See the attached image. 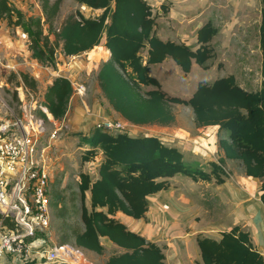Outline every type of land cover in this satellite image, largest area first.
<instances>
[{"label":"trees","instance_id":"trees-1","mask_svg":"<svg viewBox=\"0 0 264 264\" xmlns=\"http://www.w3.org/2000/svg\"><path fill=\"white\" fill-rule=\"evenodd\" d=\"M35 1L41 16H27L24 23V11L17 0H0V23L6 21L16 29L24 25L32 62L55 70L58 53L73 57L103 46L109 56L98 68V88L123 121L136 126L167 127L175 122L170 106L182 105L191 110L197 127L218 128V145L224 154L218 163L209 162V170L205 171L188 165L176 147L155 135L103 132L94 127L88 132H72L86 146L82 163L96 162L99 155L102 159L96 179L92 176L93 168L77 176V192L70 200L79 228L65 224L68 208L60 192L56 188L51 191L50 183V209L54 217L62 220L58 245L70 243L103 255L102 239H106L121 253L110 255L105 264H166L162 247L131 232L115 215L119 212L135 220L143 218L148 198L168 190L170 179L177 175L223 183L224 159L239 162L246 177L259 180V199L264 206V0H259L257 26L260 88L247 91L237 84L235 76L228 75L210 84L198 83L189 99L168 96L150 76V66L170 58L184 75L190 73L193 61L208 69V63L216 57L213 40L219 33L213 22L207 21L198 29L193 49L156 36L158 16L145 0H73L79 7L100 10L101 14L92 17L78 10L58 27L54 23L63 0ZM142 51L146 52L145 60ZM10 75L18 79V86L22 84L36 92V82L28 74ZM72 94L70 81L55 77L41 104L54 121H61ZM14 98L17 99L16 94ZM36 115L47 121L40 110ZM196 244L200 263L194 264H264L249 231L240 225L221 232L219 238L198 235Z\"/></svg>","mask_w":264,"mask_h":264},{"label":"crops","instance_id":"crops-1","mask_svg":"<svg viewBox=\"0 0 264 264\" xmlns=\"http://www.w3.org/2000/svg\"><path fill=\"white\" fill-rule=\"evenodd\" d=\"M20 1H18L19 7L24 11L23 4ZM145 1L158 16L155 34L162 41L183 43L195 49L198 29L207 21H211L215 25L214 18L216 16L214 14L216 11L218 12L217 6L216 4L214 6L212 4V6H209L211 7L210 9L208 5L207 7L205 6V0ZM161 6L165 8L164 11L161 9ZM259 18L260 16L258 17L257 26ZM18 31L19 29L15 30L16 38L8 34L6 36L0 35V40L4 42L0 46V65L8 73L28 74L36 82V90L39 88L38 82H42L45 85L42 87V95H44L46 88L51 85L55 77L62 76L68 78L70 81L81 82L80 76H90V73L93 71L97 74L100 62H104L109 56V51L103 46H98L91 51L73 57H65L61 53H58L55 70L35 66L30 62L31 54L25 43L18 39ZM217 36L213 40V45L218 41ZM214 41L216 42L214 43ZM1 50L4 51L1 52ZM106 51L108 54H105ZM258 52L261 63L259 44ZM142 56L145 60L146 52ZM166 61L167 59L163 62ZM11 67L13 70L9 69ZM28 68L31 70L29 71ZM47 73L50 77L44 84V77L47 76ZM95 87L99 98L93 96L86 105L85 100L71 97L65 117L61 121H54L50 116L47 122L53 125L55 123L56 125H68V123L76 121L80 123L82 121V124L79 125L85 129L87 128V130H74L73 132H88L100 118L122 120L103 98L97 84ZM259 88L260 84L256 90ZM174 116L175 122L170 127L166 129L160 128L157 135H149H155L165 144L176 147L188 165L202 168L205 171L209 170V162L218 163V160L224 158L223 151L218 145L220 135L217 127H197L194 123L191 110L190 119L193 128H185L181 124L179 117L175 114ZM167 130L171 131L168 137L160 135L162 131ZM131 135L135 134L131 133ZM101 159L102 157L99 155L96 162L85 163L93 165L91 167H93L92 176L94 179L97 178L96 170ZM235 165L240 164L235 160L224 159L223 169L225 167L232 168ZM239 167L242 169L241 165ZM225 190L229 194H224ZM234 190L226 180L221 184H217L214 180H192L188 177L177 175L170 179V188L168 190L158 192L148 198V209L143 218L135 220L119 212L115 215V218L123 223L131 232L141 236L147 242L162 247L166 264L200 263L196 237L203 235L219 238L221 232L235 225L247 228L254 245L264 257V206L259 199L260 182L257 179L245 176L240 185V191L234 192ZM230 195L231 199L237 197L238 202L243 201V203L235 201L237 204H242V206L237 205L232 212L234 215L231 216V225H224L219 218L217 202L219 199H224L225 196L229 198ZM229 205L231 204L227 206ZM211 231H215L216 235L210 234ZM207 233L208 235H206ZM102 244L105 247L104 254L106 252H110V254L103 256L104 254L97 255L87 252L93 264L99 257H103L101 264H105L110 255L121 253V249L115 247L106 239H102Z\"/></svg>","mask_w":264,"mask_h":264},{"label":"rangeland","instance_id":"rangeland-1","mask_svg":"<svg viewBox=\"0 0 264 264\" xmlns=\"http://www.w3.org/2000/svg\"><path fill=\"white\" fill-rule=\"evenodd\" d=\"M20 2L23 4L22 7L24 8V23L29 16H41V10L35 0H21ZM212 4L213 6L216 4L218 9V12L216 11L214 14L216 16L214 19L219 33L217 36L218 41H214L216 44L213 45L216 57L208 63V69L199 67L193 61L190 73L184 75L181 69L170 58H167L166 62L150 66V76L154 77L159 82L161 89L168 96L189 99L196 90L198 83L205 82L210 84L218 78L226 77L231 74L235 76L237 84L247 91H254L259 87L261 80L259 73L260 58L257 43V21L260 16L259 0H205L206 7L207 5L208 7L212 6ZM209 8L211 9V7ZM78 10H80V8L73 0H63L54 26L58 27L69 14ZM100 14V10L92 11V17ZM207 20L206 16V21ZM17 29H19V33L24 32L27 35V39H29L28 33L24 31V25ZM15 30L16 28L7 24L6 21L0 23V35L6 36L8 34L16 38ZM2 44H4V42ZM2 51L4 50H1V52ZM57 51H59V48ZM143 53L144 51H142V54ZM101 63L102 62H100V64ZM28 70L30 71L31 69L28 68ZM46 75L47 76L44 77V84L50 77L48 73ZM80 78L82 79L81 83L87 86L88 92L83 98L87 105L90 98L93 96L98 97L95 91V86L97 84L95 71L91 72L90 76H80ZM17 83L18 79H14L10 73L0 65V122L6 121L12 123L15 118H20L21 109L23 107L22 104L27 105L29 103V99H22L23 96L16 90V88H18ZM43 86L45 85H43L42 82H38L39 88L34 92V97L37 102H39L42 97L41 92H43ZM146 89L152 88L147 87ZM15 94L17 99L14 98ZM170 107L172 112L179 117L181 124H183L185 128H193L191 126L192 121L190 119L189 108L182 105H171ZM79 124H82V121L80 123L76 121L74 123H68V125L64 124V126L60 128L61 130L58 132L57 138L49 143L50 146L47 150L48 158H46V165L49 167L50 172L51 191L53 188H56L58 192H60L64 204H66L68 208L65 224L74 228L80 227L77 212L73 211L71 207L72 201L70 200L77 192L76 179L80 172H91L93 168L91 167L93 165L81 162V156L86 146H84L80 137L71 134L74 130H87V128L85 129ZM58 125L55 126L52 123H45L46 133L41 141H39V149H43L48 144L49 140L47 137L49 133L58 128ZM167 127L157 125L133 126L131 128V133L135 135H157L160 128L166 129ZM170 133L171 131L167 130L162 131L160 135L168 137ZM239 166L240 165H235L232 168L225 167L224 169L225 180L235 189L234 192L240 191V185L245 177L243 170ZM55 184L58 186H54ZM225 193L229 194L227 190L224 191V194ZM50 196L51 199H53V196ZM229 198L231 199V195ZM229 198L225 196L224 199H219L217 202L219 218L224 225H231V216L234 215L232 212L237 205L242 206V204L237 203H243V201L238 202L236 199L237 197H233L231 200ZM76 204L77 210L79 203L76 202ZM228 204L231 205L227 206ZM61 224L62 220L54 217L51 212L49 247L59 243V227ZM243 228L247 230V228ZM210 234L216 235L215 231H211ZM206 235H208V233ZM108 254H110V252H106L103 256ZM87 255L89 257L88 253ZM102 260L103 257H99L94 264H101Z\"/></svg>","mask_w":264,"mask_h":264},{"label":"built area","instance_id":"built-area-1","mask_svg":"<svg viewBox=\"0 0 264 264\" xmlns=\"http://www.w3.org/2000/svg\"><path fill=\"white\" fill-rule=\"evenodd\" d=\"M79 8L92 16L93 10L85 6ZM18 37L28 48L27 35L20 32ZM2 43L0 40V45ZM9 69L13 70L12 67ZM70 84L72 97L83 99L86 96L85 84L77 81H70ZM16 90L23 96L22 99L28 98L29 103L22 104L20 118H15L12 123L0 122V264H93L87 251L74 244L49 247L51 181L46 158L49 143L57 138L64 124H57L58 128L47 137L48 144L39 149L47 121L38 117L36 111L43 112L47 120L50 117L41 104L43 95L37 102L34 91L22 84ZM54 125L57 126L56 123ZM133 126L136 125L123 120L100 118L94 128L103 132L131 134Z\"/></svg>","mask_w":264,"mask_h":264},{"label":"bare ground","instance_id":"bare-ground-1","mask_svg":"<svg viewBox=\"0 0 264 264\" xmlns=\"http://www.w3.org/2000/svg\"><path fill=\"white\" fill-rule=\"evenodd\" d=\"M105 54H108L107 51L105 52Z\"/></svg>","mask_w":264,"mask_h":264}]
</instances>
